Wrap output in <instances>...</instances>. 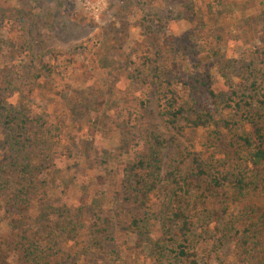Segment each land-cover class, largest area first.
<instances>
[{
    "label": "rangeland",
    "instance_id": "374dc122",
    "mask_svg": "<svg viewBox=\"0 0 264 264\" xmlns=\"http://www.w3.org/2000/svg\"><path fill=\"white\" fill-rule=\"evenodd\" d=\"M209 83L227 93L217 105ZM171 92L193 104L174 125ZM263 102L264 0H0V264H31L25 233L47 264H187L180 210L201 264H264V200L234 180L259 176L242 138ZM156 137L139 233L122 183ZM195 157L224 185L192 176Z\"/></svg>",
    "mask_w": 264,
    "mask_h": 264
},
{
    "label": "trees",
    "instance_id": "16d2710c",
    "mask_svg": "<svg viewBox=\"0 0 264 264\" xmlns=\"http://www.w3.org/2000/svg\"><path fill=\"white\" fill-rule=\"evenodd\" d=\"M208 85L211 98L213 102L215 101L216 105L220 100L226 98L227 93H217L211 83ZM165 98H167V100L161 106L162 114L166 120L173 125L176 124L178 118L193 105L190 97L180 102L178 92H171V96L167 94ZM227 99H229V97ZM208 116L209 118L213 117V114L209 112ZM207 122V119H205L203 115H198V117L192 121V127H201ZM259 124L258 122L253 137L244 136L242 138L248 154V161L260 169L259 176L256 180H251V178L249 179L244 174H237L234 180L236 181V188L240 191L247 189L251 185H255L259 196L264 200V125ZM155 142V149L150 157L138 159L126 168V178L122 183L123 190L126 192L124 193V202L129 205L133 212V221L130 225V229L138 231L139 233H143L144 230L148 228V223L151 218L150 210L146 211L142 208L152 205V195L156 191L161 179L162 161L159 148L163 146V142H161L158 137L155 138ZM191 175L200 178L208 175L212 180V186L217 188L224 185L225 180H227L225 176L220 177L211 173L198 157L194 158L193 172ZM96 198L94 199L95 204L102 199L101 197ZM57 209L62 211V213L66 212L65 208L60 207ZM48 217V211L41 212L39 222L44 221ZM175 217L180 223L177 230L171 232L172 236L175 237L172 250L176 253V258L178 260L183 259L187 264H201L197 254L191 250L193 231L192 217L184 210L176 212ZM23 240L29 243L27 247H23L24 252H26L24 258H26L28 262H31V264L48 263V257H44L41 254L38 245H35V242L30 239L27 233H25ZM158 246L164 250L161 243H159ZM164 257L165 255H162L161 259L163 260Z\"/></svg>",
    "mask_w": 264,
    "mask_h": 264
}]
</instances>
